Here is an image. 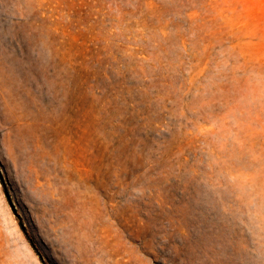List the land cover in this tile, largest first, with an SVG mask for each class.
Segmentation results:
<instances>
[{
  "label": "rangeland",
  "instance_id": "rangeland-1",
  "mask_svg": "<svg viewBox=\"0 0 264 264\" xmlns=\"http://www.w3.org/2000/svg\"><path fill=\"white\" fill-rule=\"evenodd\" d=\"M0 175V264H264V0H0Z\"/></svg>",
  "mask_w": 264,
  "mask_h": 264
},
{
  "label": "trees",
  "instance_id": "trees-1",
  "mask_svg": "<svg viewBox=\"0 0 264 264\" xmlns=\"http://www.w3.org/2000/svg\"><path fill=\"white\" fill-rule=\"evenodd\" d=\"M0 179L2 180V177H1V175H0ZM3 182V181H2ZM6 190V189H5Z\"/></svg>",
  "mask_w": 264,
  "mask_h": 264
}]
</instances>
